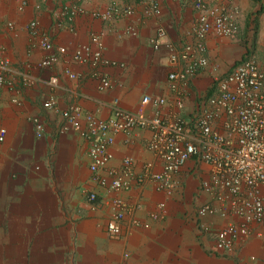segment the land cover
<instances>
[{
    "label": "crops",
    "instance_id": "0c3cea01",
    "mask_svg": "<svg viewBox=\"0 0 264 264\" xmlns=\"http://www.w3.org/2000/svg\"><path fill=\"white\" fill-rule=\"evenodd\" d=\"M192 1L162 0L161 16L145 18L139 36L133 38L125 34L129 20L124 18L106 22L77 16L57 22L56 13L74 0H0V48L11 67L8 84L0 86V130L6 131L0 142V264H264V240L255 237L238 243L230 257L212 254V236L232 217L215 219L212 235L199 240L196 211L211 200L199 190V182L210 166L190 161L176 177L179 186L172 194L159 192L150 179L111 194L92 183L89 142L60 132L66 124L62 112L71 107L107 120L114 101L131 112L143 110L145 95L173 101L177 95L169 92L167 77L178 67L170 64L164 45L156 51L150 40L163 28L167 34L163 44L180 50L189 42L185 35L197 17ZM214 1L222 0H207ZM234 3L240 13L239 37L246 40L238 37L229 43L210 36L209 58L218 64L221 78L247 59H254L264 73V0ZM121 5L143 16V5L132 0H122ZM106 6V0H94L92 8ZM32 22L38 23L36 35L29 29ZM96 35H103L104 57L116 64L100 71L111 81L109 90L99 89L95 68L74 64L71 55L58 56L48 70L38 67L47 55L40 47L42 36L55 48L66 47L72 53L81 45L96 47L92 42ZM67 71L81 78L70 80ZM51 77L58 79V88L48 85ZM27 78L30 85H25ZM216 85L204 72L182 88L188 120L216 93ZM50 97L56 99V110L43 108ZM176 112L173 106L165 109L167 115ZM34 119L43 123L41 139L36 137ZM150 136L143 130L118 135L110 149L113 160L100 175L110 180L109 170L120 171L127 159L136 178L146 164L153 165V173L161 172V164L147 150ZM91 192L98 195L94 204L89 201ZM116 199L123 201L125 211L121 234L112 237L106 225L118 211ZM63 234L68 236L59 241Z\"/></svg>",
    "mask_w": 264,
    "mask_h": 264
},
{
    "label": "built area",
    "instance_id": "2783aa9c",
    "mask_svg": "<svg viewBox=\"0 0 264 264\" xmlns=\"http://www.w3.org/2000/svg\"><path fill=\"white\" fill-rule=\"evenodd\" d=\"M106 1L108 6L100 9L92 8L94 0H74L72 5L62 7L55 19L57 22L62 18L70 21L77 16H90L92 20L110 22L124 18L129 20L125 34L134 38L139 36L145 18L161 16L162 0H132L143 5V18L132 7L122 6V0ZM214 2L193 1L197 17L187 33L190 41L180 50L163 44L167 38L163 28H159L150 40L151 47L156 51L164 45L170 64L178 67L167 77L169 92L177 95L173 101L145 95L141 101L143 110L139 112L125 110L120 107L119 101H114L111 105L112 115L107 120L85 113L80 107H71L62 112L66 124L60 132L75 133L89 142L92 183L111 194L129 190L132 185L143 184L147 179L155 182L159 192L172 194L179 186L176 177L190 161L210 166V173L199 182V190L211 200L198 207L196 218L200 223V237L208 239L213 233L212 223L215 219L227 220L232 217L212 236V254L227 258L232 256L236 245L246 239L255 237L264 240V73L254 59H247L240 60L221 78L218 64L209 58L206 42L210 36L235 41L240 34V13L234 0ZM29 29L33 35L38 34V23L32 22ZM102 38L103 35L92 38L96 47L81 45L71 53L66 47L55 48L48 37L42 36L40 47L47 55L38 67L48 70L57 64L58 56L71 55L74 64L95 68L94 71L99 73V89L109 90L111 81L100 71L116 64L104 57ZM10 72V61L0 48V86L8 84L7 74L10 76ZM204 72L211 74L217 91L193 110L192 119L188 120L184 115L186 102L181 96L182 88L189 87L193 79ZM66 74L70 80L81 78L80 74L70 71ZM24 82L30 85L32 80L27 78ZM58 84L56 77L48 81L53 89L58 88ZM13 103L18 101L13 100ZM169 106L177 110L176 114L165 113ZM43 108L56 110V99L50 97L43 103ZM144 108L151 110L145 112ZM33 124L36 137L43 138V123L34 119ZM136 130L150 133L147 150L161 164V172L153 173V165L146 164L143 166L144 173L136 178L132 161L127 159L120 171L109 170L110 180L101 176L100 172L107 170L113 160L110 149L115 138L121 134L131 135ZM5 137L6 131L0 130V142ZM96 200L97 195L92 193L90 203ZM114 203L118 211L108 221L106 232L112 237H119L124 210L119 199ZM254 260V257L249 259L250 262Z\"/></svg>",
    "mask_w": 264,
    "mask_h": 264
},
{
    "label": "clouds",
    "instance_id": "9594fccd",
    "mask_svg": "<svg viewBox=\"0 0 264 264\" xmlns=\"http://www.w3.org/2000/svg\"><path fill=\"white\" fill-rule=\"evenodd\" d=\"M185 1V0H184ZM194 1V0H193ZM193 1H192V3H193ZM187 2V1H186ZM192 8H193V5H192ZM189 32V31H188ZM185 36H187V34L185 35ZM92 193H95V192H91L90 194H89V197H90V195L92 194ZM96 194V193H95ZM113 194V193H112ZM97 195V194H96ZM97 199H98V195H97ZM120 200V199H119ZM97 201V200H96ZM95 201V202H96ZM120 202L122 203V205H123V210L125 211V204L123 203V201H121L120 200ZM91 204H94V203H91ZM197 211H198V209H197ZM197 211H196V213H197ZM197 224H198V226H199V230H200V223L198 222V220H197ZM213 224V223H212ZM200 231H199V240H200ZM201 242V241H200ZM215 256V255H214ZM217 257V256H216ZM220 258V257H219Z\"/></svg>",
    "mask_w": 264,
    "mask_h": 264
},
{
    "label": "rangeland",
    "instance_id": "374dc122",
    "mask_svg": "<svg viewBox=\"0 0 264 264\" xmlns=\"http://www.w3.org/2000/svg\"><path fill=\"white\" fill-rule=\"evenodd\" d=\"M244 31V30H243ZM252 31V30H251ZM244 35H247V31H245V33H244ZM239 37V36H238ZM241 40H246V39H243L241 36L239 37ZM238 38V39H239ZM226 41H228V40H226ZM229 43L231 42V43H233L232 41H228ZM242 42V44H244L243 46H246V44H245V42H243V41H241ZM68 235L67 234H63L61 237H58V240L59 241H62L60 238H62V237H67ZM207 254H208V252H207Z\"/></svg>",
    "mask_w": 264,
    "mask_h": 264
}]
</instances>
